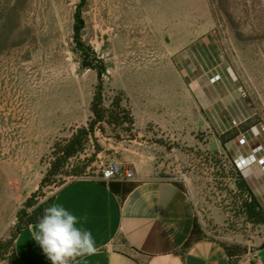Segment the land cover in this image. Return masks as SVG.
Wrapping results in <instances>:
<instances>
[{"label":"rangeland","instance_id":"374dc122","mask_svg":"<svg viewBox=\"0 0 264 264\" xmlns=\"http://www.w3.org/2000/svg\"><path fill=\"white\" fill-rule=\"evenodd\" d=\"M78 2L0 0V264L7 263L18 211L32 208L24 203L32 192L38 189L34 204L44 202L65 182L94 177L118 160L135 132L127 121L107 123V114L117 112V97L130 112L127 91L140 83L142 139L163 175L188 191L203 235L255 248L264 226L241 214L232 164L244 150L264 155V0H86L81 39L106 67L105 119L38 188L54 148L93 117L96 74L80 66L72 40ZM127 9L145 32L134 30ZM204 42L211 45L204 75L192 76L181 56ZM135 66L144 76L125 75Z\"/></svg>","mask_w":264,"mask_h":264},{"label":"crops","instance_id":"0c3cea01","mask_svg":"<svg viewBox=\"0 0 264 264\" xmlns=\"http://www.w3.org/2000/svg\"><path fill=\"white\" fill-rule=\"evenodd\" d=\"M126 13L133 20L132 27H137L134 30L145 32L128 9ZM209 45L195 44L186 49L187 58L181 56L192 76L200 72L204 75L201 61L210 51ZM144 72V67L135 66L125 75L135 73L138 78ZM144 86L140 83L136 92L127 91L135 136L117 160L130 166L138 180L101 181L95 176L73 179L61 185L47 205L63 206L78 218L77 227L92 233L98 251L79 256L71 264H250L251 252L231 257L221 241L207 236L183 247L194 220H198L195 206L187 190L163 175L165 168L142 139L146 124ZM234 161L264 211V155L244 150L235 155ZM38 222L19 228L12 242L14 262L5 264H52L33 238ZM263 240L264 235L254 249L256 264H264V246H260Z\"/></svg>","mask_w":264,"mask_h":264},{"label":"trees","instance_id":"16d2710c","mask_svg":"<svg viewBox=\"0 0 264 264\" xmlns=\"http://www.w3.org/2000/svg\"><path fill=\"white\" fill-rule=\"evenodd\" d=\"M85 1L86 0H79V2L75 6L72 23V40L76 51L79 52L80 55V66L82 68L93 69L96 74L95 93L89 106L93 117L89 120L86 127L79 128L77 132L64 144L57 145V147L54 148L55 150H57L55 152L56 157L51 163L50 170H48L41 178L38 188H40L43 183L48 181L50 177L56 173V170L64 165L69 157L74 156L82 148L83 141L89 135L93 134L94 126L103 122L105 119L106 110L102 106V75L106 71V67L103 60L98 58L95 51L88 44H85L81 39V30L84 27V20L82 18L81 9L85 4ZM113 105L117 107V112L109 111L107 114L106 122L110 124L113 121H117L121 124L127 121L130 125H132L133 118L129 110L120 104V99L118 97L114 100ZM232 166L235 174L234 185L238 189V192L240 194L238 208L241 214L244 216L245 220L259 226H264V211L262 207L256 200L235 161H233ZM83 168L84 166L79 167L73 172V174L77 175L82 171ZM176 184L180 188H182L181 184H178L177 182ZM37 190L38 189L32 192V194H30V196H28L24 202L25 207H32L31 210L27 211L26 208H22L18 211L17 231L21 226L25 224L40 220L44 214L45 208H47L51 196L48 197L44 202L38 204H34L32 202ZM199 225L200 224L198 220L195 219L191 232L184 242L183 247H187L196 239L204 236ZM223 246L227 254L231 257L241 255L245 252V249L239 245L223 243ZM260 246H264V240L261 242ZM12 262H14V254L11 247V250L9 251L7 256V263Z\"/></svg>","mask_w":264,"mask_h":264},{"label":"clouds","instance_id":"9594fccd","mask_svg":"<svg viewBox=\"0 0 264 264\" xmlns=\"http://www.w3.org/2000/svg\"><path fill=\"white\" fill-rule=\"evenodd\" d=\"M77 223L78 218L63 206L45 208L33 238L52 264H71L79 256L98 251L92 233L77 227Z\"/></svg>","mask_w":264,"mask_h":264},{"label":"built area","instance_id":"2783aa9c","mask_svg":"<svg viewBox=\"0 0 264 264\" xmlns=\"http://www.w3.org/2000/svg\"><path fill=\"white\" fill-rule=\"evenodd\" d=\"M95 177L101 181L135 182L138 180L135 171L130 166L117 161L108 162ZM254 249L248 250L253 257L250 264H256Z\"/></svg>","mask_w":264,"mask_h":264}]
</instances>
